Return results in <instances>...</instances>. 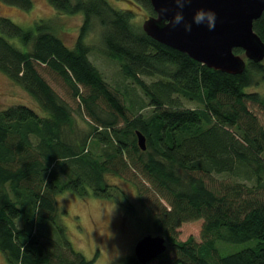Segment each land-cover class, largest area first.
I'll return each mask as SVG.
<instances>
[{
  "label": "trees",
  "instance_id": "1",
  "mask_svg": "<svg viewBox=\"0 0 264 264\" xmlns=\"http://www.w3.org/2000/svg\"><path fill=\"white\" fill-rule=\"evenodd\" d=\"M3 1L33 7V0ZM135 1L155 15L149 0ZM49 2L64 13L83 12L74 47L46 21L24 29L0 17V71L48 113L41 116L26 105L0 111V251L9 264H94L99 252L87 259L59 222L57 195L71 190L86 197L91 190L116 198L113 190L121 188L109 176L127 177L144 195L138 172L169 205L151 218L170 247L147 264H264V128L248 107L253 102L264 109L263 94L249 90L264 82V61L248 60L242 73L230 74L153 39L132 22V10L108 0ZM94 18L104 27L108 56L148 102L126 105L91 61L85 38ZM254 30L264 41V13ZM15 38L25 50L10 40ZM235 52L243 54L240 48ZM42 65L80 99V111L84 107L90 118L83 136L69 105L40 73ZM183 98L200 106L185 107ZM138 131L146 137V150L138 144ZM199 172L230 174L240 182L216 192ZM120 194L126 203L127 195ZM198 219H204L201 242L194 236L177 239L183 222ZM239 244L244 247L234 250ZM124 264L142 263L134 255Z\"/></svg>",
  "mask_w": 264,
  "mask_h": 264
},
{
  "label": "rangeland",
  "instance_id": "2",
  "mask_svg": "<svg viewBox=\"0 0 264 264\" xmlns=\"http://www.w3.org/2000/svg\"><path fill=\"white\" fill-rule=\"evenodd\" d=\"M117 9H130L133 12L132 22L136 26L143 25L149 17V9L135 0H108ZM0 17H8L24 29L34 28L36 22L46 21L51 30L60 37L66 45L74 47L84 22L83 12L69 14L57 10L49 0H33V7L25 10L19 6L11 5L0 0ZM104 27L96 18L93 19L85 43L90 47V59L103 74L110 88L118 92L126 105L131 102H148L142 89L131 79L126 78L121 70V64L108 56L102 40ZM16 46L26 49L19 38L10 39ZM42 76L48 81L59 97L64 100L72 110L77 134L83 136L90 127V118L85 114L84 107L79 109V98L72 96L71 90L65 81L46 65L38 67ZM148 81L151 78L146 77ZM250 91H258L264 96V82H259ZM185 107H198L199 103L183 98ZM12 105H26L35 109L41 116H47L37 101L20 85L13 82L0 71V111ZM249 109L257 116L260 125L264 128V109L258 103L248 102ZM150 109L142 110L148 113ZM130 115L133 113L130 112ZM233 129L234 127L229 126ZM182 180L188 179V174L178 171ZM137 183L142 186L141 195L137 186L127 177L109 176L108 181L121 189L113 190L115 197H97L90 190L86 197L78 195L71 190L63 191L57 195L59 207V222L67 230L73 247L85 255L87 259L94 258L99 252L94 264H124L127 257L135 255V246L144 236L149 234L162 235L151 218V213L161 206H169L166 199L156 195L150 181L137 173ZM196 175L204 180L206 185L216 191L222 192L229 186H234L240 179L230 174L201 172ZM238 185V184H237ZM127 195V202L123 200L120 191ZM204 219L183 222L178 228L176 237L186 240L194 236L197 242L203 240L202 229ZM166 238V237H165ZM168 248L169 241H166ZM244 244L236 245L239 250ZM0 264H9L4 253L0 251ZM156 264V261L150 263Z\"/></svg>",
  "mask_w": 264,
  "mask_h": 264
},
{
  "label": "water",
  "instance_id": "3",
  "mask_svg": "<svg viewBox=\"0 0 264 264\" xmlns=\"http://www.w3.org/2000/svg\"><path fill=\"white\" fill-rule=\"evenodd\" d=\"M155 15H149L143 22V30L160 43L171 46L206 66L230 74L242 73L247 61H264V41L254 30V22L264 13V0H191L183 9L184 21L173 25V17L179 11L175 0H149ZM200 8L211 9L216 14L213 30L205 26H192L184 30V24L191 22L193 13ZM236 48L243 54L235 52ZM138 144L146 150V137L138 131ZM167 239L151 234L140 239L135 246V256L147 264L163 255Z\"/></svg>",
  "mask_w": 264,
  "mask_h": 264
},
{
  "label": "clouds",
  "instance_id": "4",
  "mask_svg": "<svg viewBox=\"0 0 264 264\" xmlns=\"http://www.w3.org/2000/svg\"><path fill=\"white\" fill-rule=\"evenodd\" d=\"M175 2L179 11L173 17V25L179 26L184 21L183 9L191 3V0H175ZM215 22L216 14L213 10L200 8L193 13L191 22L184 24V30L190 32L193 25L205 26L209 30H213Z\"/></svg>",
  "mask_w": 264,
  "mask_h": 264
}]
</instances>
